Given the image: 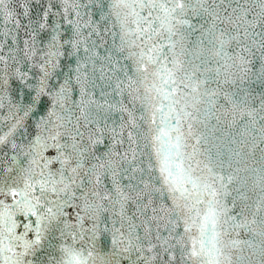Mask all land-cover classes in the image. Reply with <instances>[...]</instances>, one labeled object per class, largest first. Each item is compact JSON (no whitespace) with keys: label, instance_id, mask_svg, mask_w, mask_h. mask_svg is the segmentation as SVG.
<instances>
[{"label":"snow or ice","instance_id":"1","mask_svg":"<svg viewBox=\"0 0 264 264\" xmlns=\"http://www.w3.org/2000/svg\"><path fill=\"white\" fill-rule=\"evenodd\" d=\"M0 264H264V0H0Z\"/></svg>","mask_w":264,"mask_h":264}]
</instances>
